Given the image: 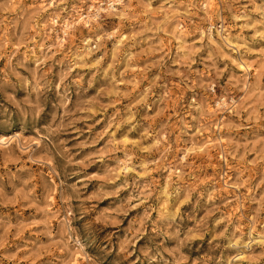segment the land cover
<instances>
[{"label": "rangeland", "instance_id": "rangeland-1", "mask_svg": "<svg viewBox=\"0 0 264 264\" xmlns=\"http://www.w3.org/2000/svg\"><path fill=\"white\" fill-rule=\"evenodd\" d=\"M0 264H264V0H0Z\"/></svg>", "mask_w": 264, "mask_h": 264}, {"label": "bare ground", "instance_id": "bare-ground-1", "mask_svg": "<svg viewBox=\"0 0 264 264\" xmlns=\"http://www.w3.org/2000/svg\"><path fill=\"white\" fill-rule=\"evenodd\" d=\"M67 26V25H66ZM244 69H247V68H244Z\"/></svg>", "mask_w": 264, "mask_h": 264}]
</instances>
